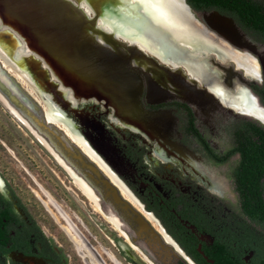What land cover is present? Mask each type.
<instances>
[{
    "label": "flooded vegetation",
    "instance_id": "af4514ba",
    "mask_svg": "<svg viewBox=\"0 0 264 264\" xmlns=\"http://www.w3.org/2000/svg\"><path fill=\"white\" fill-rule=\"evenodd\" d=\"M111 1L116 3L115 9H111L115 11L104 8L96 25L127 44L140 46V49L143 48L140 43L144 44L149 52L143 50L149 55L159 54L156 55L159 63L156 86L149 88L143 81L132 115L120 116L107 101L95 96H75L53 74L49 73L45 80L35 64L44 65L43 59L19 36L11 33V37L8 27L0 33V56L26 76L42 103L26 83L6 67L7 62L6 70L42 106L47 103L48 114L57 121L48 123L60 128L87 160L102 171L123 200L149 223L153 235L143 231L137 242L132 241L130 229L93 186L65 164L48 140L12 104L14 108L8 104L10 110L18 118L22 117L29 127L16 121L0 100L8 115L63 173L70 189L79 193L91 211L99 213L111 229L118 231L125 243L116 241L119 250L116 255L112 247L114 237L108 231L109 245L101 246L105 256L106 251L111 253L110 261L106 256L107 262L98 248L77 229L79 235L73 225L64 226L63 230L90 264H264V225L248 217L238 189V168L242 161L239 140H257L264 133V120L248 113L256 101L264 109V33L242 25L264 26V0H238L236 13L215 7L197 9L183 0L189 14L203 28L202 16L214 11L231 19L246 39L236 48L238 51L224 41H219V45L212 43L202 51L192 44L191 35L183 37L185 39L177 37L165 25H174L173 22H168L165 14L161 16L167 6L173 10V16H178L177 4L172 0L170 4L165 0V9L156 6L157 0ZM107 3L108 0L104 4ZM79 6L91 14V8ZM146 10H154L159 17ZM0 26H3L1 21ZM161 34L168 39L160 37ZM168 41L171 47L165 45ZM177 48L184 52L194 50L203 59L212 55L220 67L228 64L235 72L230 78L235 94L210 78L198 76L192 63L175 53ZM154 49L159 51L156 53ZM0 63L3 65L1 59ZM177 69L182 72L177 73ZM1 78L10 86L9 78ZM191 80H195L197 86ZM242 89L246 90L244 94H240ZM14 91L15 94L11 93L17 97L21 95L17 89ZM237 95H242L246 104L241 103ZM33 132L49 144L53 153ZM249 198L257 196L249 195ZM79 222L83 224L81 219ZM132 251L140 253L142 263L136 262ZM67 258L29 215L0 171V264H66Z\"/></svg>",
    "mask_w": 264,
    "mask_h": 264
},
{
    "label": "water",
    "instance_id": "95a60500",
    "mask_svg": "<svg viewBox=\"0 0 264 264\" xmlns=\"http://www.w3.org/2000/svg\"><path fill=\"white\" fill-rule=\"evenodd\" d=\"M106 1L87 0L92 9L89 14L78 5L79 0H0V21L8 27L11 37L12 34L19 36L43 59L46 67H40L38 62L35 64L45 80H48L49 73L53 74L75 96H95L107 101L120 116L132 115L139 102L143 81L149 88L156 86L158 57L96 27L104 8L115 11L111 9H115L116 3L108 0L109 3L104 4ZM202 21L206 29L232 48H238L246 41L233 21L219 12L203 15ZM212 63L218 69L219 82L235 94L230 79L235 72L228 64L220 67L215 60ZM177 70V73L182 72ZM1 71L9 75L5 69ZM191 83L197 86L195 80ZM16 88L21 94L18 97L0 82V93L48 140L65 164L93 186L130 229L132 241L139 240L143 231L153 235L149 223L123 200L102 171L87 160L62 130L48 123L38 102L26 95L19 85ZM206 94L211 97L210 93Z\"/></svg>",
    "mask_w": 264,
    "mask_h": 264
},
{
    "label": "rangeland",
    "instance_id": "374dc122",
    "mask_svg": "<svg viewBox=\"0 0 264 264\" xmlns=\"http://www.w3.org/2000/svg\"><path fill=\"white\" fill-rule=\"evenodd\" d=\"M138 22L145 25L142 20ZM163 35L159 36L162 37ZM163 38L168 39L167 36H163ZM165 45H169V41ZM0 100L10 110L9 103L6 104L5 101L7 100L1 93ZM12 115L15 116L13 112ZM14 118L29 127L22 117V119L17 116ZM16 121L8 115L0 104V171L20 202L41 229L47 233L53 244L68 256L66 264H90L88 263L89 259L77 252L69 236L63 230V227L67 225H73L79 235L81 233L87 238L92 246L98 248L103 258L106 259L107 256L110 261L111 253L106 251L105 256L101 251V246L104 248V246L109 245L106 236L110 235L108 231H111L114 237L112 247L115 254L118 255L119 250L116 248V241L125 243L124 239L120 237L121 234L111 229L109 224L99 216V213L94 210L91 211L90 205L79 193L70 189L71 185L63 173L54 165L46 152L39 148L17 125ZM31 131L33 130L31 129ZM33 133L39 142L51 152L49 144L35 132ZM75 186L77 187V185ZM77 188L82 192L79 187ZM82 194L84 193L82 192ZM89 202L92 207L95 206L90 200ZM79 219L83 224L79 222ZM82 236H80L81 239H83ZM83 243L86 246L84 240ZM86 248L91 252L87 246ZM131 253L135 256L136 262L142 263L139 259L141 258L140 253L136 251ZM83 259H86L87 262L85 263ZM108 260L106 259L107 262ZM96 262L98 261L96 260Z\"/></svg>",
    "mask_w": 264,
    "mask_h": 264
},
{
    "label": "bare ground",
    "instance_id": "6f19581e",
    "mask_svg": "<svg viewBox=\"0 0 264 264\" xmlns=\"http://www.w3.org/2000/svg\"><path fill=\"white\" fill-rule=\"evenodd\" d=\"M172 1H174L176 4H177V7H176V9H177V12H178V16L177 17H175V16H173L172 15V11L173 10H171V8H169L168 6H167V10L166 11H163L164 13L161 15V16H163L164 17V14H165V18L168 20V22H173V24L174 25H168V24H165L166 25V27L169 29V30H173V32L176 34V36L177 37H179V38H183V37H189L190 35H191V41H192V44L193 45H197L198 46V48L200 49V50H202L203 51V49H204V47H206V46H210L212 43H214L215 45H219L218 43H219V41H224V40H221V39H219V38H217L216 36H215V34L212 32V31H210V30H208V29H206L205 30V28H203V27H201L199 24H197V22L195 21V17H193V15L191 16L190 14H189V9L185 6V3H184V1L183 0H172ZM84 3V4H83ZM166 3V1L165 0H157L156 1V6L158 7V8H160V9H165V7H164V4ZM168 3L170 4L171 2H170V0L168 1ZM86 5V6H88L89 7V5H88V3H87V0H79V3H78V5ZM90 8V7H89ZM82 9L83 10H85L83 7H82ZM92 11V10H91ZM86 13H87V11H85ZM145 12H148L149 14H150V12H151V14L154 16V17H159V15L156 13V12H154V10L153 11H150V10H146ZM191 12V11H190ZM192 14V13H191ZM164 18V19H165ZM204 26V25H203ZM5 27H7L6 25H4L3 24V26H0V33H3L4 32V28ZM96 27L97 28H99V29H101L102 30V28H100V27H98L97 25H96ZM205 27V26H204ZM180 29V30H179ZM1 31H3V32H1ZM183 39H185V38H183ZM225 42V41H224ZM227 43V42H226ZM140 45L143 47L142 48V50L143 49H145L146 51H148L149 52V50H148V48H146L145 47V45L144 44H142V43H140ZM192 45V46H193ZM169 46L171 47V43L169 42ZM176 45H172V47H175ZM139 48H140V46H138ZM234 50H239V49H236V48H233ZM145 50H143V51H145ZM155 50V49H154ZM156 51V53L159 51V50H155ZM241 51V50H240ZM242 52H245V51H242ZM175 53L176 54H178V55H180V56H182L183 57V59H184V61H186V62H188L189 61V63H192V65H193V69L194 70H197L198 72H195V73H197L198 74V76H201L202 78H210L212 81H214V82H216L215 84H221L220 82H219V79H218V77L216 76L217 74H218V69L213 65V63H212V58H214L212 55L210 56V58H207V59H203V58H201V57H199L198 55H197V52L196 51H189V52H184L181 48H177L176 50H175ZM246 53H248V52H246ZM158 54V53H157ZM156 54V55H157ZM159 55V54H158ZM0 59H1V61L3 62V65H2V63H0V82L3 84V85H5L7 88H8V90H10V92H15L14 90H16L17 88V85H22L21 83H18V80L13 76L12 77V75L6 70V68H5V66H6V63L5 62H7L4 58H2L1 56H0ZM8 63V62H7ZM41 63V62H40ZM10 63H8L7 64V66L6 67H8V69L9 70H11L12 72H14L16 75H17V77L20 79V80H22L24 83H26V85L28 86V88H29V91H31L33 94H34V96L41 102V99L36 95V93H35V88L34 87H32L30 84H29V81L27 80V78H26V76L19 70V69H17V68H15V67H13V66H10L9 65ZM239 67V66H238ZM1 69H5V71L9 74L8 76H10V77H8V76H6L5 75V73H3L2 71H1ZM240 69V68H239ZM1 76H4V77H6V78H9V80H10V86L12 87H10L9 86V84H7L2 78H1ZM15 82H16V84L17 85H15ZM222 85V84H221ZM220 85V86H221ZM224 87V89H225V86H223ZM23 88V87H22ZM14 89V90H13ZM24 89V88H23ZM26 89V88H25ZM24 89V90H25ZM226 90H227V92H232L230 89H228V88H226ZM26 91V93L28 94V96H31L35 101H37L29 92H28V90L26 89L25 90ZM240 91V90H239ZM246 92V90L245 89H242V91H241V93L240 94H244ZM15 94V93H14ZM236 97H238V100L241 102V103H245L246 104V102H243L244 100L242 99V95L240 96V95H237ZM256 98V97H255ZM242 99V100H241ZM8 101V100H7ZM38 102V101H37ZM259 102V101H258ZM257 101L255 102V103H253V106L251 107V108H249L250 109V112L248 111V113L249 114H252L253 116H255V117H257V119H260V120H264V109L260 106V104L258 103ZM9 103V102H8ZM39 103V102H38ZM42 103V102H41ZM40 104V103H39ZM47 103H44L43 104V106H44V108L46 109V111H47V113L45 112V110H44V108H43V106H42V109H43V111H44V115H45V113H46V119L48 118V120L47 121H49V122H55V123H57V121L56 120H54L52 117H51V115H49L48 113V108H47V105H46ZM9 105L10 106H12L10 103H9ZM13 107V106H12ZM14 108V107H13ZM15 109V108H14ZM12 113V112H11ZM13 116V115H12ZM15 117V116H14ZM58 129H60V128H58ZM68 132V131H67ZM69 133V132H68ZM68 230H70V228L68 227ZM75 239H76V237H74ZM93 257H95V256H93ZM103 264V263H102Z\"/></svg>",
    "mask_w": 264,
    "mask_h": 264
},
{
    "label": "trees",
    "instance_id": "16d2710c",
    "mask_svg": "<svg viewBox=\"0 0 264 264\" xmlns=\"http://www.w3.org/2000/svg\"><path fill=\"white\" fill-rule=\"evenodd\" d=\"M197 9L200 8H222L232 10L236 13L238 0H188ZM251 12V10H249ZM243 28L264 33V26L243 24ZM264 100V93H263ZM260 131V129H257ZM238 148L241 154V165L239 166V191L242 195V208L248 217L260 225H264V133L257 140H239ZM261 178L263 180L261 181ZM249 195H256V199L249 198Z\"/></svg>",
    "mask_w": 264,
    "mask_h": 264
}]
</instances>
